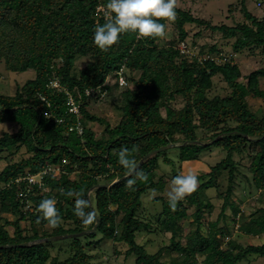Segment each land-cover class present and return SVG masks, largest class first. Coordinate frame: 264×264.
Instances as JSON below:
<instances>
[{
  "label": "trees",
  "instance_id": "obj_1",
  "mask_svg": "<svg viewBox=\"0 0 264 264\" xmlns=\"http://www.w3.org/2000/svg\"><path fill=\"white\" fill-rule=\"evenodd\" d=\"M240 2L243 16L250 25L212 26L189 12L175 9L180 16L176 25L179 41L186 38L183 25L197 23L220 32L225 39L234 38L235 53L260 48L264 57V17H254L247 11L245 0ZM105 3L106 0H0V61L11 73H35L14 95H0V124L11 123L18 127L14 133L1 134L0 150L17 144L29 154L27 158L9 163L0 172V264H94L95 257L88 250L97 248L96 244L102 239L125 243L128 246L125 254L134 256L135 264H241L248 255L264 257V244L243 247L230 239L223 246L222 238L230 237L231 231L226 225L219 227V219L209 225L207 233H202L197 226L185 244L175 241L181 236L179 221L186 218L187 206L196 208L195 221L200 223L203 209L210 207L199 196L206 189L216 187V176L227 169L223 218L237 174L234 154H245L256 147L250 155L247 172L251 186L264 194V115L260 117L251 112L245 97L248 91L264 100V89L259 83V79L264 78V67L248 74L247 83L243 84L239 81L241 72L228 60L221 64L209 60L188 61L172 45L158 47L159 38L137 39L133 33L121 34L115 45L102 52L94 46L93 35L95 27L104 23L103 11L97 12V9ZM234 8V5L229 6V12ZM159 22L165 24V21ZM214 52L212 46L207 54ZM78 57H88L90 64L76 72ZM122 67L133 88H121L124 91L118 99L120 119L112 127L89 112L85 91L119 89L117 71ZM136 73H139L138 78L133 76ZM217 74L222 76L230 93L227 97L209 99L207 92ZM108 77L114 80L113 85L107 82ZM54 80L59 89L50 86ZM69 96L79 104V116L68 112ZM175 96L183 98V107L170 110V114L163 117L160 106L170 107ZM88 122L104 125V136L97 138L87 126ZM77 125L82 128L81 134L76 130ZM200 131L211 132L205 143L198 137ZM169 144L179 148L182 163L197 161L199 154L211 146L224 150L226 157L212 167L210 178L200 182L174 211L167 199L160 196L153 199L161 201L163 206L157 230L171 233L173 256L165 262L162 260L164 248L154 254L147 253L136 243V233L150 230V223L138 215L142 196L162 187L161 178H157L160 152L145 157ZM122 149L129 151L136 164L144 159L138 171L143 172L147 180L136 179L132 188L127 187V180L135 176L127 177L128 170L118 163ZM163 162L173 163L169 158H164ZM52 166L59 168V178L53 170L43 176L41 185L16 181L27 174L54 168ZM73 173L78 178L71 180ZM111 183L108 188L98 186ZM45 189L49 190L45 192ZM70 191L80 193V198L89 202L90 207L85 211L94 212L97 217L90 226H83L74 215L77 197L69 196ZM44 199L56 201L61 218L60 225L50 232L44 231L48 226L46 221L37 223L38 205ZM257 212L239 226L242 233H264V209ZM2 214H10L15 220L8 221ZM22 221L29 222L31 235L23 233ZM6 226L13 228L12 234ZM83 231L87 232L84 236L70 239L62 260L52 257V242L33 243ZM23 243L30 246L2 247Z\"/></svg>",
  "mask_w": 264,
  "mask_h": 264
},
{
  "label": "rangeland",
  "instance_id": "obj_2",
  "mask_svg": "<svg viewBox=\"0 0 264 264\" xmlns=\"http://www.w3.org/2000/svg\"><path fill=\"white\" fill-rule=\"evenodd\" d=\"M258 2L261 3L258 6ZM240 0H177V10L189 12L194 18H199L212 26L225 25L228 27H235L238 24L247 23L250 25V21H246L241 9ZM234 5V11L229 12V6ZM247 11H249L254 17L261 19L264 17V2L260 0H245ZM180 16L176 14L174 22L165 21V34L160 37L156 42L158 47H166L169 45L174 46L175 49L181 44L178 39V32L176 29L177 20ZM186 32L185 42L192 52L205 55L209 53V49L215 47V54H222L227 57L232 65L236 66L241 72V78L239 81L243 84L247 83L246 76L252 71L264 67V57L261 54L260 48L244 49L239 53L233 51L232 45L235 41L234 38L225 39L218 31H212L205 25H199L197 23H186L183 25ZM3 44L1 45V47ZM188 61H191L187 59ZM179 62V61H178ZM90 64L88 57H78L75 60V71H79L86 65ZM60 63H57L59 66ZM131 76V74H129ZM35 73L33 71H27L24 73H11L4 68L3 61H0V95L12 96L16 90L23 86V84L30 79H33ZM138 78L139 73L133 75ZM107 82L114 84V80L108 77ZM260 88L264 89V78L259 79ZM126 88H133V84L129 82ZM124 91L121 88H112L109 92H101L95 90L93 94L87 99V109L92 114L99 118L104 119L110 126H115L120 119V110L118 99L119 94ZM230 93L229 87L223 81L220 74L215 75L212 78V88L207 92V97L212 99L214 97H227ZM98 95V96H96ZM248 109L257 114L258 116L264 115V100L258 97L252 96L248 91L245 93ZM184 105V100L180 96H175L170 107L160 106V112L163 117L170 114V110L181 109ZM5 128L0 127V136L4 132L14 133L18 127L15 124H3ZM87 126L96 134L97 138L104 136V125L98 122H88ZM211 132L206 133L200 131L198 137L202 138L203 142L209 139ZM257 150L256 147H251L245 154H234L233 160L237 164V174L235 179V185L233 192L229 196V206L223 212V218H221L223 197L226 195L227 188V169L222 170L215 179L216 187H210L200 194V200L209 205L210 208L203 209V217L200 223L195 221L196 208L194 206H187L186 218L179 221L181 236L176 237L175 241L179 240L181 244H185L188 236L195 233L197 226L202 233H207L209 225L219 219V227L226 225L230 231V237L222 238L223 246L230 239L236 241L239 245L246 247L248 245H263L264 233L260 235H246L242 233L239 226L249 221L255 213H258V209H264V194L255 190L250 183V175L247 172V167L250 163V155ZM179 148L172 147L160 152L162 157L159 158V166L157 169V178H161L162 187L158 190H150L142 196V208L139 211V216L146 222L150 223V230L142 229L136 233V243L142 245L145 251L149 254L156 253L160 248H164V255L162 260L168 262L172 258V252L170 248L171 233L165 231H159L158 219L159 214L163 210L161 201H154L155 197H163L167 199V192L169 189L170 181L176 175L188 174L189 172L200 177L199 183L206 181L210 178V172L212 167L220 163L225 157L226 152L219 147L211 146L208 149L201 152L197 161H179ZM29 154L26 153L24 147H18L17 144L9 145L7 148L0 150V172L9 164L18 162L21 158H27ZM164 156V157H163ZM164 158L172 159V164H167ZM52 170H55L56 177L59 178V168L52 166ZM78 176L73 173L70 175V179L74 180ZM49 189H45L47 192ZM155 192V195H153ZM93 195L91 196V198ZM2 217L8 221H14L15 218L10 214H2ZM3 223V221H1ZM21 228L24 230L25 235H31V227L28 221L21 222ZM6 230L9 234L13 233L11 226H6ZM51 228L45 226L44 231L50 232ZM157 230V231H156ZM71 238L52 241L51 255L59 259H64L66 254L65 250L68 248ZM45 240V239H44ZM36 243H38L36 241ZM97 248L89 249L88 253L94 255V264H135V257L127 256L125 252L128 246L123 242H113L111 240L102 239ZM241 264H264V257L256 255H248L247 258Z\"/></svg>",
  "mask_w": 264,
  "mask_h": 264
},
{
  "label": "clouds",
  "instance_id": "obj_3",
  "mask_svg": "<svg viewBox=\"0 0 264 264\" xmlns=\"http://www.w3.org/2000/svg\"><path fill=\"white\" fill-rule=\"evenodd\" d=\"M177 0H106L102 5L104 23L94 29L93 44L102 52H107L115 45L121 34L133 33L137 39L160 38L165 34V25L159 21L174 22L176 19ZM47 115V114H46ZM5 128V125L0 124ZM7 130V129H6ZM120 166L128 170L127 187L132 188L136 179L146 181L147 176L138 171L136 161L130 158L129 151L122 149L118 155ZM199 180L192 173L176 175L172 178L167 192V200L171 210L192 194L198 187ZM43 187V186H42ZM76 196L74 215L82 221L83 226H90L96 219L94 212H86L90 207L87 200L80 198L78 192H68ZM155 195V192H153ZM40 214L37 223L46 221L50 228L55 229L61 223L54 199H44L38 205Z\"/></svg>",
  "mask_w": 264,
  "mask_h": 264
},
{
  "label": "built area",
  "instance_id": "obj_4",
  "mask_svg": "<svg viewBox=\"0 0 264 264\" xmlns=\"http://www.w3.org/2000/svg\"><path fill=\"white\" fill-rule=\"evenodd\" d=\"M259 6V4H258ZM103 11L102 7H98L97 12ZM177 50L179 52V54L184 57L185 59H189V60H193V59H197L198 62H204L206 60L212 61L216 64H221L227 61V57H224L222 54L219 55H213V54H205V55H201L200 53H194L192 52V50L190 49V47L185 43V42H181V44L177 47ZM124 72V68L122 67L119 71H117V84L120 88H124L127 87L129 82L127 81L126 77L123 74ZM50 86L52 88L55 89H59V85L57 80H54L51 82ZM97 90L98 94L101 93L98 89H89L85 91V95L87 97L90 96V94H93V92ZM68 112L75 114L77 116H79V104L76 103V101L74 100V98L72 96H69L68 98ZM61 122V121H59ZM71 130V129H70ZM76 130L79 134L82 133V128L80 127V125L76 126ZM53 171L52 168L50 169H46V170H41L38 173H36L35 175L33 174H27L25 177H21L18 178L16 181L19 180H27L29 184H39L41 185V181L44 175H46L47 173Z\"/></svg>",
  "mask_w": 264,
  "mask_h": 264
},
{
  "label": "water",
  "instance_id": "obj_5",
  "mask_svg": "<svg viewBox=\"0 0 264 264\" xmlns=\"http://www.w3.org/2000/svg\"><path fill=\"white\" fill-rule=\"evenodd\" d=\"M172 147V145H166V146H163V147H160L159 149H156L154 151H151L150 153H148L145 157L146 158H149L150 156L154 155V154H157L163 150H167V149H170ZM144 160V159H143ZM143 160L139 161L136 165H137V169L141 166V164L143 163ZM127 177H129V174L127 175ZM116 182V181H115ZM114 183V182H113ZM113 183L111 184H103V185H98L99 187H105V188H108L110 187ZM95 188V187H94ZM94 188H92L90 191H92ZM89 191V192H90ZM96 226H97V223L96 225L93 227V231H95L96 229ZM87 232L86 231H83V232H80V233H76V234H67L65 236H56V237H50V238H46L45 240H38L37 242L38 243H41V242H52V241H57V240H61V239H67V238H77V237H81V236H84ZM33 243H36L33 242ZM30 246V243H23V244H10V245H5V246H2L3 248H22V247H28Z\"/></svg>",
  "mask_w": 264,
  "mask_h": 264
}]
</instances>
